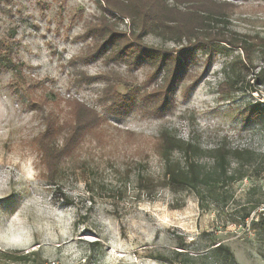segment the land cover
<instances>
[{
	"label": "rangeland",
	"instance_id": "1",
	"mask_svg": "<svg viewBox=\"0 0 264 264\" xmlns=\"http://www.w3.org/2000/svg\"><path fill=\"white\" fill-rule=\"evenodd\" d=\"M217 1L228 5L230 31L264 38V0ZM103 19L127 28L96 0L0 4V43L15 63L0 72V264H168L161 259L174 252L184 253V264H230L210 254L220 244L237 264H264V231L252 228L264 205V119L248 120L247 112L264 103V88L253 84L262 61L255 54V69L242 70L252 89L222 92L240 51L180 55L181 46L147 35V47L183 57L187 69L171 96L167 83L156 94L166 72L154 76L148 62L134 69L97 56L89 28ZM74 101L101 122L51 173L38 137L52 121L59 133L53 142L63 149L76 121ZM164 130L197 145L205 167V151L220 145L256 157L244 168L234 162L232 170L246 176L218 187L216 205L202 206L194 192L169 188L158 149ZM12 252L38 255L22 263Z\"/></svg>",
	"mask_w": 264,
	"mask_h": 264
},
{
	"label": "trees",
	"instance_id": "2",
	"mask_svg": "<svg viewBox=\"0 0 264 264\" xmlns=\"http://www.w3.org/2000/svg\"><path fill=\"white\" fill-rule=\"evenodd\" d=\"M4 0H0V4ZM103 11L113 18L127 21L126 30L117 28L108 20H101L100 24L90 27L89 32L99 50L98 57L114 58L129 67L138 69L144 62L150 63L154 68V76L163 74L164 84L155 93L160 94L167 83L170 87L166 95L171 96L181 82L187 77L184 68L185 59L174 54H160L144 44L147 35L158 36L168 42L181 46L180 55L190 50L228 52L240 51L241 56L236 58L226 74V79L220 84L221 91H240L245 87L252 89L251 81L242 77L243 69H255V54L262 61L263 66L256 73L253 84L264 88V38L251 37L230 31L227 28L228 15L225 12L227 3L217 0H96ZM185 4V5H183ZM14 61L11 52L0 43V72L14 70ZM240 65V69H238ZM76 121L63 149L56 148L55 141L58 128L54 122H47V129L38 137V144L43 154V163L46 170L53 173L57 171L60 161L66 156L67 150L74 148L84 135L97 127L101 122L99 115L93 109L77 101L73 103ZM248 120L264 119V103L257 101L248 107ZM159 155L165 164V177L170 189L189 190L199 198L200 204L206 201L208 206L216 205L218 198L216 189L228 187L235 181L242 180L246 174L232 170L236 162L237 167L252 166L251 161L256 153L249 149L230 148L220 145L205 151L210 157L211 165L205 167L199 160L202 150L191 142H186L168 130L159 135ZM204 153V152H203ZM179 154V157L175 155ZM261 170L264 172V157H262ZM250 212L242 215L241 221L245 223L250 219ZM255 231H264V215L259 214L258 220H252ZM12 252L10 257L15 262H31L32 256L38 253L21 254ZM210 254L215 258L237 264L231 250L220 244L213 245ZM172 259L161 261L168 264H184L183 252L172 253Z\"/></svg>",
	"mask_w": 264,
	"mask_h": 264
},
{
	"label": "built area",
	"instance_id": "3",
	"mask_svg": "<svg viewBox=\"0 0 264 264\" xmlns=\"http://www.w3.org/2000/svg\"><path fill=\"white\" fill-rule=\"evenodd\" d=\"M259 214H263L264 215V205H262V207L259 209Z\"/></svg>",
	"mask_w": 264,
	"mask_h": 264
}]
</instances>
